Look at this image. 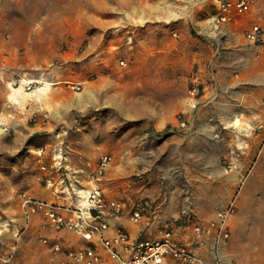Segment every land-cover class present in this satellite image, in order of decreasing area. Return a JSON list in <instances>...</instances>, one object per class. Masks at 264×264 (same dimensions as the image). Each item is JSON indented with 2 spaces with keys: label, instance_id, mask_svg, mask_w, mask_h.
<instances>
[{
  "label": "rangeland",
  "instance_id": "1",
  "mask_svg": "<svg viewBox=\"0 0 264 264\" xmlns=\"http://www.w3.org/2000/svg\"><path fill=\"white\" fill-rule=\"evenodd\" d=\"M217 13L219 0H0V104L41 151L0 154V164L38 165L47 149L46 163L64 159L87 182L109 155L106 193L148 195L203 223L233 203L221 256L264 264V52L245 67L229 56L210 35ZM246 13L231 17L246 25ZM214 53L219 66L199 73L194 99L192 76ZM21 78L37 80L26 98Z\"/></svg>",
  "mask_w": 264,
  "mask_h": 264
},
{
  "label": "built area",
  "instance_id": "2",
  "mask_svg": "<svg viewBox=\"0 0 264 264\" xmlns=\"http://www.w3.org/2000/svg\"><path fill=\"white\" fill-rule=\"evenodd\" d=\"M250 7L251 0H219V13L212 17V21L220 26L222 22L229 20L232 12L244 13ZM245 35L253 43H264V28L259 24L252 25ZM201 85L200 75L194 74L189 89L192 98L197 99ZM111 159L109 155L101 157L95 170V180L102 178ZM66 183L62 182L61 192L55 191L70 198L68 204L21 193V207L27 219L30 220L32 215L41 212L56 230L73 231L91 242L96 239L105 252L90 245L65 247L59 242L51 245L48 238H43L42 242L50 244L54 253L63 252L61 264H170V258L184 264H226L221 256V248L230 237L227 220L233 211V203L217 210L215 217L207 223L195 222L191 241L177 237L174 221L167 223L158 237L141 236L131 240L124 227H119L114 234L107 233V218L128 214L131 221L138 223L151 210L152 202L149 198H109L99 184L83 190L72 183ZM47 184L54 187L51 180ZM64 211L73 216L64 215ZM15 253V248L0 252V263L9 264Z\"/></svg>",
  "mask_w": 264,
  "mask_h": 264
},
{
  "label": "crops",
  "instance_id": "3",
  "mask_svg": "<svg viewBox=\"0 0 264 264\" xmlns=\"http://www.w3.org/2000/svg\"><path fill=\"white\" fill-rule=\"evenodd\" d=\"M250 8L252 9L247 11L248 13L245 12L246 25L244 21L240 23L237 22L238 19L236 15H234V17L236 16L235 19L232 16L229 18L230 21L222 22L220 26H216L212 18L208 22L214 29L213 34L211 33L210 35H213L212 37L220 36V38H224V42L227 44L225 45L227 53H229V56H233L234 54L241 56L240 58L243 61L241 65L243 67L249 66V62L247 65L245 62L250 55L254 53L263 54L264 52V45L251 42L245 35L246 29L251 26V24H259L264 28V0H255L254 7ZM203 26L207 27L204 20L202 24H200V27ZM203 30L207 31L206 28ZM214 56L215 53L212 58L210 56L207 61L199 64L197 68L198 74L200 73V75L207 71L204 80L210 75L209 73H213V70L217 69L219 66ZM259 77L261 78V76ZM261 79H264V77ZM7 111L8 109L5 107V104H0V154L17 156V153L24 147L29 151L40 153V149L36 152L37 149H31L25 144L30 136L28 132L21 133L16 126H10L9 121L12 122L14 118H11V114L6 113ZM4 126H9L10 128L4 129ZM44 152L43 156L39 158L40 161L42 159V163L39 161L40 164L38 165L36 163H22L17 159L8 161L7 164L4 162L0 164V201H5V204H1V208L5 215L10 217L9 220L0 218V252H7L13 248L16 249L14 259L9 264H61L64 254L63 252L54 253L51 247L54 242H59L65 247L90 245L96 247V249L100 250L102 253H105L96 239L91 242L73 231L65 229L56 230L41 212L32 215L28 223H26V220L24 221V224L26 223V226H28L26 228L21 226V223H18L19 215L21 214L24 216L21 207L22 192H26L42 200L62 202L64 204H68L70 198L67 199L64 194L59 195L57 193V191L61 192L60 188L62 187L63 181L67 182L66 184L72 183L74 186L76 185V188L83 190L91 188L94 184H99L106 193V189L102 186L104 182H99V180L93 178V180L90 179L87 180V182L86 179H73L76 177V175H74L75 172L72 171L75 168L70 169L69 167L71 166L64 159L54 161V163L50 164L46 163L48 150L44 149ZM42 166H45V168H42ZM48 180L53 182L54 187H50L47 184ZM7 187L9 191H4ZM19 187H25V190L19 193L16 192ZM55 189L57 191H55ZM106 194L109 198L118 199H129L142 196L149 198L152 202L150 212L138 223L131 221L128 214H123L118 217L109 216L107 218L109 225L107 233L110 235L114 234L119 227H124L131 240H135L141 236L158 237L161 233V229L165 228L167 223L174 221L178 238L187 241L193 239L194 233L192 231V226L196 221L187 216L173 217L172 215H168L167 211H160V206H155V198L152 200L148 195L130 193L129 190L124 191L122 195H115L110 192ZM62 213L69 217L73 216L70 212L64 211ZM1 214L3 213L0 211V215ZM43 238H48L51 245L44 244L42 242ZM169 262L170 264H181L173 258H170Z\"/></svg>",
  "mask_w": 264,
  "mask_h": 264
},
{
  "label": "bare ground",
  "instance_id": "4",
  "mask_svg": "<svg viewBox=\"0 0 264 264\" xmlns=\"http://www.w3.org/2000/svg\"><path fill=\"white\" fill-rule=\"evenodd\" d=\"M32 81H37V80H31V79H27V78H21V84L22 85L20 87H18V88H15V90L17 92H19L22 95V97L26 98L28 95H27L26 92L23 91V85H25L27 83H31ZM44 81H47V80H44ZM48 85H50V83H47V86ZM40 90H44V88H40ZM41 92H39V93H41ZM43 92L46 93V91H43ZM13 98H14V96H13Z\"/></svg>",
  "mask_w": 264,
  "mask_h": 264
}]
</instances>
